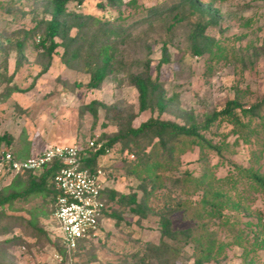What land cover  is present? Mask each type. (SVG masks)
Returning a JSON list of instances; mask_svg holds the SVG:
<instances>
[{"label":"rangeland","instance_id":"1","mask_svg":"<svg viewBox=\"0 0 264 264\" xmlns=\"http://www.w3.org/2000/svg\"><path fill=\"white\" fill-rule=\"evenodd\" d=\"M10 1L0 0V139L5 137L10 142L0 141V155L8 149L17 159L26 160L53 146L86 148L90 139L108 140L128 124L138 128L151 118L185 124L193 116L202 122L209 112L222 110L238 92L240 102L247 107L264 98V0H201L205 7L210 5L218 14V22L211 24L206 32L216 46L212 53L204 56L195 54L190 34L207 17L197 13L175 24L171 19L173 13L184 8V0H137L120 11L107 6L106 0H87L83 5L70 3L71 14L101 20V24L94 25L86 35V46L95 40L106 42L111 37L117 47L115 72L100 89L87 87L90 75L83 69L85 53L70 67L62 60L65 53L62 47L54 55L48 72L39 77L49 63L38 40L42 39L46 27L43 22L53 16L51 0H17L13 5ZM131 1L124 0L125 3ZM99 3L105 8L100 9ZM74 22L72 18L69 20L71 36L79 33ZM113 31L115 34L110 35ZM165 45L169 48L170 62L159 68ZM147 59L151 60L154 77L163 83L167 99L164 111L155 103L146 111H140V93L129 79L130 75L143 70ZM11 89L26 92H11L5 98ZM94 101L98 102L95 105L97 116L88 107ZM226 126L215 128L213 133H225ZM227 141L231 148L226 153L228 159L249 168L252 152L256 147L262 148L259 145L263 146L264 136L255 137L252 146L232 135ZM199 153L195 148L183 155L182 166L173 176L182 177L186 172L201 176L206 166L200 162ZM136 154L137 149L132 144L124 150L123 144L118 143L111 155L101 158L99 166H103L110 177L107 186L119 193L136 189L139 181L128 175L125 168L126 162L136 159ZM208 159L218 177L233 171V166L211 152ZM2 174L0 194L23 195L28 177L15 173L2 177ZM237 190L249 207L244 221L252 222L261 245L246 255L241 247L231 246L218 261L208 264H264V192L253 189L251 182L244 178ZM138 195L140 198L142 194L138 192ZM160 196L177 201L187 195L169 185ZM190 198L197 200L198 196ZM110 209L121 214L122 220L104 219L98 236L88 245L89 253L76 257V264H163L156 258L147 257L145 261L133 258L137 253L145 255L147 242L159 240L157 217L150 216L140 226L136 217L118 209L115 203ZM54 214L50 194L24 195L1 206L0 264H60L53 259L60 239ZM173 220L176 229L191 225L182 219L181 213ZM40 229L47 232L48 241L39 234ZM219 235L229 241L223 229ZM17 236L24 240L15 245L7 244V239ZM249 241L256 244L253 237ZM192 252V246L186 247L174 264H194L190 258Z\"/></svg>","mask_w":264,"mask_h":264},{"label":"trees","instance_id":"2","mask_svg":"<svg viewBox=\"0 0 264 264\" xmlns=\"http://www.w3.org/2000/svg\"><path fill=\"white\" fill-rule=\"evenodd\" d=\"M13 1L17 2V0H12L11 5ZM85 1L87 0H51L53 16L50 21L43 22L46 26L44 34L42 39L39 36V44L44 49L49 63L39 77L48 72L54 55L62 47L65 50L62 60L70 67L73 61L82 59L85 53L83 69L90 75L87 87L100 89L104 81L115 72L117 47L111 42V37H108L106 42L95 40L86 46V35L93 30L94 25L99 26L101 20L93 16L71 14L68 11L70 3L83 5ZM136 1L125 3L124 0H106V4L120 11L124 6H129ZM184 2V8L172 14L173 24L190 19L193 14L205 15L207 20L196 25L191 31L190 39L196 55L204 56L207 52L212 53L216 46L215 40L208 38L206 32L211 24L218 22V14L212 10L210 5L205 7L201 0H184ZM99 7L100 9L105 8L102 3H99ZM71 18L75 21L76 29L79 31L76 36L70 35L72 25L69 20ZM112 34L115 32L110 33ZM58 39L61 42H58ZM162 53L163 59L159 68L170 62L167 45L163 47ZM221 54L219 52V56ZM129 79L140 93V111H146L152 103H155L162 111L166 109L167 99L163 94V83L154 77L150 59L144 61L143 70L140 73L130 75ZM15 91L26 92L11 89L5 98ZM238 96L239 92L233 100L228 101L222 110L209 112L202 122H198L193 116H190L185 124L151 118L138 128L128 124L110 139H99L98 143L102 144L99 150L85 149L82 151L83 167L93 172L98 168L106 150L113 149L118 143L123 144L124 150L131 144L137 149L136 159L125 163L127 174L139 181L136 189L130 193H119L108 185L103 191V200L108 205L115 203L118 209L136 217L140 226L142 221L150 216L157 217L159 240L147 242L145 255L141 256L137 253L133 255V258L140 261H145L147 257L156 258L163 264H174L176 259L183 256L185 248L192 246L193 252L190 258L194 264H208L218 261L231 246L241 247L243 255L254 251L256 246L260 247L262 241L259 239V233H255L252 222L244 221L243 217L248 215L249 207H246L244 198L239 195L237 185L244 178L251 182L253 189L264 192V143L263 146L259 145L262 148L256 147L253 150L250 158L252 165L249 168L233 163L226 153L231 151L227 141L231 135L251 146L254 144L255 137L261 134L264 136V98L247 107L240 102ZM97 104L98 102L94 101L88 106L94 116L98 115L95 108ZM224 124L227 125L226 130L228 131L218 135L213 133L215 128L221 129ZM0 141L10 143L5 137H2ZM195 148L200 151V162L206 166L203 174L195 176L186 172L182 177L175 178L173 175L182 166V156ZM5 152L12 153L8 149ZM209 152L233 166V171L225 177H218L214 166L208 159ZM62 168L63 163L55 160L47 164L39 174L32 171L17 173L16 176L28 177V187L23 195L12 193L3 196L0 194V207L24 195L28 197L34 194H50L53 198L55 212L59 193L54 187L53 179ZM9 174L11 171L7 168L2 177ZM169 185L173 190H180L187 195L186 198L173 201V199L168 200L166 197H161V192ZM138 192L142 194L140 198ZM193 196H198V199H191L190 197ZM152 203H157L158 206H152ZM179 213L185 222L191 224L190 226L182 229L175 228L173 217ZM109 218L120 221L123 216L110 209L105 213L101 223ZM215 227L218 230H215ZM222 229L229 241L220 238L219 231ZM250 232L254 233L250 235ZM39 234L48 241L47 232L40 229ZM251 237L256 239V244L249 241ZM7 240V244L15 245L24 239L17 236ZM92 240L81 241L75 251V256L87 255L88 245ZM58 244L56 251L67 255L60 240Z\"/></svg>","mask_w":264,"mask_h":264},{"label":"built area","instance_id":"3","mask_svg":"<svg viewBox=\"0 0 264 264\" xmlns=\"http://www.w3.org/2000/svg\"><path fill=\"white\" fill-rule=\"evenodd\" d=\"M101 148L98 139H90L86 148L82 145L53 146L26 160H19L5 151L0 155V173L9 168L15 174L22 171L39 174L55 160L63 163V168L53 179L59 193L54 215L60 231L59 240L67 255L55 251L53 259L57 263L76 264L75 251L79 243L98 236L101 221L111 208L103 200V191L110 181L107 170L101 165L93 172L83 167L82 151ZM112 151L107 149L105 156L111 155Z\"/></svg>","mask_w":264,"mask_h":264},{"label":"crops","instance_id":"4","mask_svg":"<svg viewBox=\"0 0 264 264\" xmlns=\"http://www.w3.org/2000/svg\"><path fill=\"white\" fill-rule=\"evenodd\" d=\"M48 148H49V147H48ZM48 148H47V149H48ZM45 150H46V149H45ZM45 150H44V151H45Z\"/></svg>","mask_w":264,"mask_h":264}]
</instances>
